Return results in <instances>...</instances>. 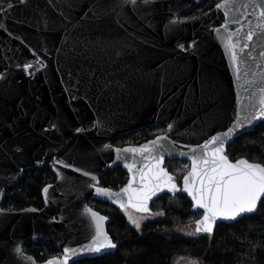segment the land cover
<instances>
[{
	"label": "water",
	"instance_id": "water-1",
	"mask_svg": "<svg viewBox=\"0 0 264 264\" xmlns=\"http://www.w3.org/2000/svg\"><path fill=\"white\" fill-rule=\"evenodd\" d=\"M202 1L20 0L0 9V205L5 188L24 170L48 162L56 177L42 189L41 209L0 208V264H72L112 253L116 247L86 250L95 235L92 212L105 218L103 229L113 242L109 218L89 200L136 212L117 201L127 202L122 189L133 177L132 187L141 186L145 164L156 163L149 155L162 156L159 167L169 175L166 160L189 161L186 176L192 156H201L212 138L219 140L209 150L222 143L226 156L235 138L264 120L251 118L264 96V28L257 27L264 20L254 7L264 0H230L218 8L222 0L200 17L180 19ZM229 37L236 44L239 72L226 47ZM33 60L39 68L29 74L32 67L25 66ZM149 125L166 132L138 145H112L119 135ZM158 137L165 139L151 154L125 151L151 147ZM241 159L246 160H228ZM115 167L127 173L126 183L117 190L98 186L105 171ZM184 176L180 185L173 180L176 190L157 191L149 210L136 213H151L155 199L181 192L191 211L201 213L196 222L202 220L204 209L184 191ZM256 210L235 220L217 218L210 233L199 234L211 235L219 223H234ZM28 239L62 254L37 262L23 252ZM65 249L72 251L66 255Z\"/></svg>",
	"mask_w": 264,
	"mask_h": 264
},
{
	"label": "trees",
	"instance_id": "trees-1",
	"mask_svg": "<svg viewBox=\"0 0 264 264\" xmlns=\"http://www.w3.org/2000/svg\"><path fill=\"white\" fill-rule=\"evenodd\" d=\"M20 0H0V9ZM219 0H203L182 18L191 19L210 10ZM91 124H86L85 129ZM165 128L150 125L143 129L120 135L113 140L116 146L136 145L154 138ZM226 156L235 161L244 158L264 166V120L249 132L235 138L227 146ZM165 168L180 184L189 169L187 161L167 160ZM128 175L121 168L107 169L100 177L99 185L113 190L121 188ZM55 181L48 162L41 167L28 168L16 184L7 186L0 205L3 211H19L25 208L43 207L41 191ZM89 206L109 218L107 232L116 244L112 253L73 264H174L179 257L189 258L198 264H264V197L257 210L231 224L219 223L211 235L183 236L176 228L199 219L201 213L191 211V202L181 192L164 194L155 199L151 212H161L160 219L146 221L141 230L131 227L123 214L112 205L90 201ZM23 252L32 255L37 262L47 260L61 251L53 246L25 240Z\"/></svg>",
	"mask_w": 264,
	"mask_h": 264
},
{
	"label": "snow or ice",
	"instance_id": "snow-or-ice-1",
	"mask_svg": "<svg viewBox=\"0 0 264 264\" xmlns=\"http://www.w3.org/2000/svg\"><path fill=\"white\" fill-rule=\"evenodd\" d=\"M25 0H21L24 3ZM132 4H136L137 0H130ZM144 3H149V0H144ZM230 0H225L224 4L217 7H227ZM254 7L260 8L259 17L264 20V3H254ZM258 28H264V23L257 24ZM254 32L250 30L247 33V40L251 41ZM231 50V58L233 63L237 65V72H239V59L236 52V44L229 42L226 45ZM264 55V53H262ZM26 68L32 65H26ZM247 73H245L246 75ZM249 83H252L249 81ZM260 91L264 93V88ZM261 107L258 112L252 113L251 118L256 119L264 116V96L260 98ZM248 117H245L247 120ZM239 124V121H238ZM171 128V126H169ZM165 137H158L156 141L151 142V147L148 145L140 149H125V151L136 152L140 151L142 154L148 152L151 154L156 148L159 140ZM219 137H214L203 146V154L201 156H192V169L188 175L184 176V191L187 192L195 205L198 208L204 209V217L197 221L196 232H211L213 223L217 218H224L228 220H235L243 213H252L256 210L258 201L264 197V166L260 164L249 163L247 160H238L236 163H231L228 157L223 154V144L209 150V144H215ZM195 152V150H193ZM149 160H154V164H145L147 172H141V186L133 188L132 184L135 180L130 181L128 186L122 189V192L127 196V202L122 200L121 208L131 207L136 212H147L148 201L157 191H162L168 188L169 191L176 190V184L173 182V176L159 167L163 157L160 155L148 157ZM87 175V173H85ZM197 178L198 187H197ZM45 194L47 188L44 189ZM98 192L111 196L112 194L106 189H97ZM91 211V210H89ZM95 223V235L92 242L86 246L87 251L100 252L102 249L115 248L116 245L109 239L103 229L104 217L98 216L97 213H91ZM129 220L140 227L138 220L129 215ZM72 250L65 249V254H70ZM49 264H55L50 261ZM64 264H67L65 260ZM195 264V262H193Z\"/></svg>",
	"mask_w": 264,
	"mask_h": 264
},
{
	"label": "rangeland",
	"instance_id": "rangeland-1",
	"mask_svg": "<svg viewBox=\"0 0 264 264\" xmlns=\"http://www.w3.org/2000/svg\"><path fill=\"white\" fill-rule=\"evenodd\" d=\"M123 214L126 217L127 223L135 228L137 231H140L143 224L148 221V220H154V219H160L163 214L161 212H151L148 214H140V213H136L134 211H132L131 209H124L123 210ZM129 215H132L134 219L138 220L140 227L137 228L135 224H133L130 220H129ZM195 222L196 220L192 221L189 224H185V225H181L178 226L176 228V232L180 235L183 236H195L198 235L199 233L195 231L196 227H195ZM193 262H195V264H198L196 261L189 259V258H184V257H179L174 261V264H193Z\"/></svg>",
	"mask_w": 264,
	"mask_h": 264
},
{
	"label": "flooded vegetation",
	"instance_id": "flooded-vegetation-1",
	"mask_svg": "<svg viewBox=\"0 0 264 264\" xmlns=\"http://www.w3.org/2000/svg\"><path fill=\"white\" fill-rule=\"evenodd\" d=\"M222 0H219L217 3H215L214 5H213V7L210 9V10H208L207 12H209V11H211L213 8H214V6L216 5V4H218L219 2H221ZM197 7V6H196ZM4 8V7H3ZM3 8H1V9H3ZM191 11V10H190ZM207 12H205L204 14H206ZM188 13V12H187ZM186 14V13H185ZM204 14H202V15H204ZM202 15H200V16H202ZM183 16V15H182ZM182 16L180 17V19L181 20H190V19H187V18H182ZM200 16H196V17H193V18H191V19H194V18H197V17H200ZM189 47V44H187V46H186V48H188ZM27 64H30V65H32V68H31V70H29V74L30 73H33V72H35L38 68H39V66H38V64L36 63V61L35 60H33V61H30V62H28ZM92 126V125H91ZM150 126V125H149ZM158 126V125H157ZM162 127V126H161ZM91 128V127H90ZM163 128H165V127H163ZM87 129H89V128H87ZM143 129V128H142ZM166 132V128H165V131L163 132V133H165ZM163 133H161V134H163ZM161 134H158V135H161ZM122 135H124V134H122ZM158 135H156V136H158ZM120 136V135H119ZM155 136V137H156ZM153 139V138H152ZM150 140V139H149ZM148 141V140H147ZM113 142V141H112ZM145 142V141H144ZM143 143V142H142ZM141 144V143H140ZM112 145L113 146H116V145H114L113 143H112ZM136 145H138V144H136ZM124 146H128V145H123V146H116V147H124ZM167 161V160H166ZM165 161V162H166ZM164 167H165V164H164ZM116 168V167H115ZM51 169V168H50ZM108 169H111V168H108ZM106 172V171H105ZM100 179V178H99ZM55 180H56V177H55ZM55 182V181H54ZM53 182V183H54ZM177 183V182H176ZM49 184H52V183H49ZM177 185H180V184H178L177 183ZM98 186H100L99 185V183H98ZM100 187H103V186H100ZM44 188V187H43ZM41 193H42V191H41ZM42 195V194H41ZM42 201H43V199H42ZM90 201H93V200H89V202ZM96 201V200H95ZM89 202H88V204H89ZM91 207V206H90ZM92 208V207H91ZM61 254H62V252H61ZM61 254L60 255H53L52 257H49V258H53V257H60L61 256ZM45 261V260H44ZM80 261V260H79ZM76 262V261H75ZM74 263V262H73ZM72 263V264H73Z\"/></svg>",
	"mask_w": 264,
	"mask_h": 264
}]
</instances>
